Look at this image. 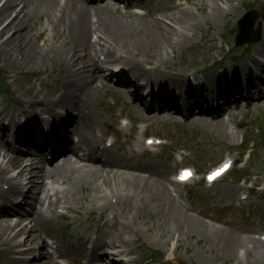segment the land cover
Segmentation results:
<instances>
[{"label": "bare ground", "instance_id": "bare-ground-1", "mask_svg": "<svg viewBox=\"0 0 264 264\" xmlns=\"http://www.w3.org/2000/svg\"><path fill=\"white\" fill-rule=\"evenodd\" d=\"M62 1L60 4V0H25L26 3L34 4L32 11L27 10L26 3H24L12 17H10L11 11L18 2L21 5L22 0H5L0 7V24L7 19L0 28V55L4 59L2 66L9 70L11 80L13 76L25 71L30 74L36 73L39 88L36 89L31 83L26 89L27 95L33 100V106L36 103L39 110L49 118H66L59 127L61 131L65 123L74 121L73 117L62 114L61 111L77 113L80 117L90 114L92 97L96 96L102 87L96 85L99 79L98 68L92 62L101 52L105 54L107 63H116L120 66V74L128 78L125 82L118 79L119 87L127 83L133 84L137 79L142 78L148 87L152 88V84L154 88H157L155 91L152 88L147 107L142 103L144 99L137 92L132 97L123 95L131 102L132 109L139 114L135 120L137 123L144 124L153 119H163L161 114L164 113L165 102L175 97L173 90H170L171 87L177 91L185 88L183 100L176 106V113H179V105L182 104L185 107L188 100L199 96L197 93L189 94L193 90V85L185 78L187 71L198 68L200 64L194 59L200 55V52L197 54L198 48L191 43L192 33L200 28L201 23L206 25V22H209L207 18L215 20L227 18L229 21L228 17L236 14L239 7L246 3L245 0H207L209 13L205 12L202 5L195 6L196 13L177 5L160 11L156 9L158 16L139 18L129 11L131 4L123 7V12L117 13L118 9L110 3L92 5L88 4L89 1L95 0ZM96 1L103 3V0ZM185 1L188 3V0ZM124 2L125 0H119V3ZM204 14L206 17H202ZM42 15L45 17V25H41L40 31L33 34L31 25L35 21L34 17ZM45 33L48 34L41 39L42 46L40 47L36 41ZM92 35H96L94 42L91 41ZM202 39H205V35ZM174 47H177L180 52L185 51L191 57L190 62L180 69H176L172 64ZM257 53L264 55V38L258 45ZM217 54H221V51ZM213 56L211 54L202 56L201 63H206ZM250 63L256 68L255 73L245 67L246 62L242 72L232 68L217 75H206L201 87L212 89V101L216 106L212 109L200 106V114L195 120L196 123L223 128L221 115L237 109L235 95L243 97L237 91V80L244 76L245 90H249L251 94L254 91L252 88L255 87L253 78L259 76L264 70V66L258 65L253 58L250 59ZM41 68H44V73L50 76L49 83L41 80ZM201 69L205 70V68ZM199 71L196 69L190 74L193 75ZM230 82L234 84L232 92L226 91ZM137 88L140 90L139 87ZM244 97L248 100L246 102L248 107H251L254 102L258 104L264 102V96L260 94L254 97L247 95ZM218 100L223 101L225 111L217 103ZM185 115L191 116L190 109H186ZM5 117L6 110L0 109V118L3 120ZM111 121L116 124L117 116L112 115ZM1 129L5 134L7 127H1ZM46 130L51 132L54 142L42 132L41 128H38L37 132L44 138V141H33L39 154L31 156L27 164L23 163L20 155H16L10 149L2 148L0 185H8L10 196L22 191L20 193L22 201L27 199L38 205L48 201V209L57 205H75L84 210L85 208L79 204L86 191L90 198L86 212L91 214L92 210H87L90 207H96L100 215L101 212L109 211L115 223L111 228L115 233H108L106 240L101 239L96 244L94 254L90 256L91 261L97 264L104 262L105 254L102 256L96 254L103 248H111L116 250L117 255L130 257L131 250L122 235L128 234L135 237L137 234H142V232L139 233L137 227H134L133 219L146 211L144 201L154 202L159 213L162 214V221H158L153 227L159 226L160 229L166 227L163 236L178 233L198 237L203 234L202 223L194 222L187 217L185 210L180 208L174 198L169 195L165 185V175L159 173L151 165L134 164L132 157L124 152L116 157L109 150L101 147L102 138L89 139L94 137L91 127L88 128L89 134L84 130H77V134H80L77 143L67 140L65 132L62 138H58L54 131L55 127H48ZM119 130L127 131L124 128H119ZM133 140L135 143L140 142L136 138ZM60 145H63V148H59ZM44 149L51 150L52 160L60 155L59 157H63L64 161L53 167L39 166L38 156L49 152ZM78 150H84L87 153L80 159L76 158L84 162L83 165H78L77 161L72 162L70 158L67 159L69 154L73 155V152ZM115 150H122V147L116 146ZM11 168H18L14 177L7 176ZM22 178H24L23 183L20 182ZM46 180L50 183L45 184ZM56 185L63 187L59 190ZM103 188L106 191H103ZM32 192H35L33 197L30 196ZM39 193L44 195L43 200ZM7 197L9 196L2 192L0 187V251H6L3 264H18L25 260L14 259L16 247L26 246L27 243L37 246V249L43 247V244H38L44 234L38 226L42 212H34V205H32L29 213L23 214L26 218H30L29 227H21L22 219H18L16 224L11 225L6 219L9 213L5 209L9 204ZM14 207L19 209L20 203L15 204ZM75 211L79 213L78 209ZM132 213H134L133 217L130 216ZM141 222L145 225L143 221ZM149 230L150 228L146 231ZM19 235L23 237L16 242L15 239ZM207 244L209 250L213 247L224 249V263L231 261L239 248L245 249V255L252 254L253 262H264V241H253L248 237L239 240L236 236L226 235L219 239H208ZM35 248L30 246L18 255H30ZM183 249L185 251V248L176 241L174 251L178 252ZM55 250L60 256H66L58 246ZM47 260L51 261V257L48 256Z\"/></svg>", "mask_w": 264, "mask_h": 264}, {"label": "rangeland", "instance_id": "rangeland-1", "mask_svg": "<svg viewBox=\"0 0 264 264\" xmlns=\"http://www.w3.org/2000/svg\"><path fill=\"white\" fill-rule=\"evenodd\" d=\"M169 4H173V2L168 1ZM162 6L168 5L166 1H162ZM202 24V23H201ZM1 26V24H0ZM215 43L219 44L217 39H215ZM152 54V51H150ZM0 62H1V55H0ZM1 63H0V69H1ZM26 72V71H25ZM18 75L17 80L14 83H7V79L5 78L8 70L7 68L4 69V73L1 74V79H4L6 81L7 88V97L2 95L1 97L5 99V101H9L12 98L19 99V96L21 97V94L24 93V89L27 88L28 84H31V79H36L35 74L25 73ZM30 80L28 83V80H25L27 78ZM26 82V85H25ZM23 90V91H22ZM104 94L101 92H98L96 96L92 97L91 101V110H90V117L88 118L89 121L99 122L103 123L104 121L108 122L110 121V117L108 112L105 110L104 107L100 106V101L104 100ZM12 97V98H11ZM99 106H98V105ZM129 109V108H128ZM131 114L136 115L134 112H132L129 109ZM252 116H257V119L259 121H264V110H259L256 113L252 114ZM235 121L240 122L242 119L240 117L235 118ZM248 128L243 130V132H247ZM251 137L250 140L254 141L256 146L259 147L261 150H257L254 152V159L253 161H249L246 164V167H248L247 172L251 175L249 182H253L255 177H258L257 182L263 183L264 182V139L261 140L260 134H257L254 132V129H251ZM152 133L161 135L169 136L174 144H181L188 148H190L194 155L189 156L190 162L194 165V167L199 171L202 172L206 168H208L209 165L213 164L214 162H217L221 156L225 154V152L230 146H235L236 143L231 141L227 136H225V132L221 130H213L210 127H204L202 125L198 126H187L186 128H177L173 129L171 126L169 127H162L160 124H154L153 129L151 130ZM196 138H198V143ZM157 165H162L159 161H156ZM255 177L253 178V176ZM235 188H239V186L235 187V185L231 181H223L220 184L217 185L216 189L210 193L206 192L204 188H199L197 190V193L193 196L192 203H190V207L187 208L189 213L186 212L187 217H192L193 219L198 220L202 223V225H207L206 220L209 219L211 221L215 222H221L224 225H227L224 230H226L225 233L228 235H232L233 232L237 229V232H240L239 229H248L247 232H249L248 235H251V233H255L256 231H252V227H246L247 223H244L242 218H246L249 213H252L254 211V206L250 205V209L245 207L243 204H238V196L235 192ZM104 190V188H103ZM84 199L81 201V204H88L90 200H88L84 193H83ZM227 200V201H226ZM229 208H224L220 210V206L224 205ZM239 206V210H236L235 212L238 214H234L235 208ZM261 207H264V203L261 205ZM264 210V209H263ZM255 213V212H254ZM161 215L159 213V209L157 206L149 201L146 211L139 214L138 216H135L133 219V222L135 221L134 227H137L139 230V233L142 232V234H139L136 241L132 244V247L134 250V257L132 258H138L141 256V253L144 252H151L155 253L153 255L160 256V254L163 257L169 258V252L172 249V242L177 239L180 241L181 245L184 248H187V255H191V261L192 264H239L236 260H233L231 262H225L223 263L222 257L224 253V249L220 247L212 248L211 251L201 250V247H205L207 245L205 243V240L202 238H199L197 236H194L191 238L189 235H180V234H171L167 236H163L164 231L166 230V227H156L153 225H156L158 221L161 220ZM70 216V215H68ZM130 216H134V213H132ZM262 217H264V211L261 216H254L253 220L255 222H262ZM84 219V215H81V220L77 221L75 225H77V228L74 227V223L72 219H69L67 222L60 221L53 219L51 222V227L49 225H45L44 223H39L41 229L43 231H47L49 229L51 233H55V231H59L63 227H67L66 232L64 235H70L73 229H79L83 228L82 223ZM91 224L94 225V223L102 224V220L97 219V214H93L90 217ZM145 225H142V222ZM257 225V224H254ZM209 226V225H208ZM259 226V225H257ZM47 227V228H46ZM150 230L147 232L146 230ZM203 231L207 233L208 228L204 227ZM73 233V232H72ZM56 234V233H55ZM213 236V235H211ZM91 237H93L91 235ZM241 237H244L242 235ZM173 238V239H172ZM195 238L199 241L198 243H195ZM213 238V237H212ZM174 240V241H173ZM149 255V254H148ZM176 256L179 260V262H186V254H183L182 252L176 253ZM153 257V256H151ZM245 258H240L241 262L240 264H252L251 258L249 257L244 261ZM109 262V260H107ZM189 264V263H187ZM256 264H264V262H257Z\"/></svg>", "mask_w": 264, "mask_h": 264}]
</instances>
